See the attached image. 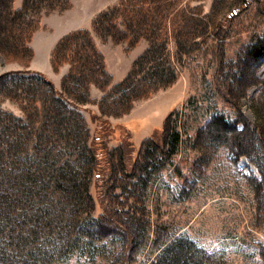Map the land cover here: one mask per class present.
Returning a JSON list of instances; mask_svg holds the SVG:
<instances>
[{
    "label": "rangeland",
    "instance_id": "374dc122",
    "mask_svg": "<svg viewBox=\"0 0 264 264\" xmlns=\"http://www.w3.org/2000/svg\"><path fill=\"white\" fill-rule=\"evenodd\" d=\"M118 1L73 0L72 5L70 0L71 6L63 11L45 12L42 7L38 15L40 27L34 32L47 28L42 18L50 13L62 14L51 19L54 31L77 25L92 30L94 44L104 51L106 68L113 74V81L118 82L148 45L142 37L126 49L127 42H114L92 29L98 13ZM192 1L200 4L203 13L209 12L215 22L241 2ZM21 3L13 0V7ZM260 10H264V0L251 1L231 16L224 31L218 29L219 33L207 37L179 59L175 44L169 39L168 49L177 70L175 80L148 97L133 100L127 112L108 113L105 119L110 127L102 136L97 128L98 118L104 117L99 115L101 104L105 106L101 100L103 92L97 85H89L86 101L79 104L89 131L87 141L99 142L102 137L108 149L129 141L133 148L130 163L150 137L160 141L165 121L170 129L179 132L180 140L171 161L148 178L147 184L121 170L115 162L103 185L94 173L86 172V246L70 249L68 243L62 244L56 251L58 256L51 257L48 264H150L160 243L169 235H185L212 252L214 258L209 264H264V182L259 183L264 179V163L262 169L251 158L260 161L262 140L245 129L246 138L250 136V142L243 145L247 149L236 147L229 142L230 136L211 123L218 115L229 127L234 124L245 128L251 122L264 136V51L243 52L253 32L264 33V14ZM34 32L28 41L33 50L29 59L26 54L16 59L0 53V108L16 115H23L21 106L28 98L23 88L35 80L37 74L33 71L41 72L60 89L68 70L67 63L54 69L50 57L51 75L32 66L34 49L30 42ZM222 33L225 36L219 47ZM220 58L219 75L231 85L227 95L222 94L215 81ZM19 70L30 72L24 73L22 82L17 79L16 86L5 73ZM76 84L72 81L78 88ZM126 223L134 229L127 240Z\"/></svg>",
    "mask_w": 264,
    "mask_h": 264
},
{
    "label": "trees",
    "instance_id": "16d2710c",
    "mask_svg": "<svg viewBox=\"0 0 264 264\" xmlns=\"http://www.w3.org/2000/svg\"><path fill=\"white\" fill-rule=\"evenodd\" d=\"M251 1L241 0L237 8L217 22L192 0H119L100 11L92 22L94 31L114 42H127L126 49L142 37L148 40L147 47L118 82L113 81V74L106 68L105 56L96 48L92 30L76 28L58 38L50 60L54 69L68 64L61 88H55L41 72L33 71L37 74L35 80L23 88L28 93L21 106L23 115L0 108V264H48L51 257L58 256L56 251L62 244L68 243L70 249L86 246V172L94 173L103 185L115 162L121 170L147 184L148 178L171 161L180 138L179 132L170 129L166 121L160 141L150 137L130 163L133 148L129 141H122L113 149H108L102 137L99 142L87 141L89 131L79 104L86 101L89 85L95 84L103 92L101 100L105 106L100 103L99 115L104 117L98 118L97 128L102 136L110 127L105 119L108 113L127 112L133 100L148 97L175 80L177 70L168 49L169 39L173 40L179 59L207 37L219 33L218 29L224 31L231 16ZM21 2L14 8L13 0H0V53L6 58L32 56L28 41L40 27L38 15L42 7L49 12L71 6L70 0ZM29 9L32 11L27 14ZM260 11L264 14V10ZM224 36L220 34L219 47ZM249 49L254 53L264 51V33L251 34L243 52ZM221 61L220 58L215 81L222 94L227 95L231 85L219 75ZM28 72L5 74L16 85V80L22 82ZM72 81L79 87L75 88ZM211 123L230 136L233 146L247 149L243 145L247 140L250 142V136L246 138L245 129L262 140L260 161L251 157L262 168L264 136L261 131L258 134V126L247 122L245 128H236L234 124L229 127L220 115L213 117ZM126 225L127 240L134 229L129 223ZM213 256L185 235H169L160 243L150 264H209Z\"/></svg>",
    "mask_w": 264,
    "mask_h": 264
},
{
    "label": "crops",
    "instance_id": "0c3cea01",
    "mask_svg": "<svg viewBox=\"0 0 264 264\" xmlns=\"http://www.w3.org/2000/svg\"><path fill=\"white\" fill-rule=\"evenodd\" d=\"M71 1L73 5V0ZM61 15L50 13L48 16L46 15L43 16L42 24L45 25L47 28L46 29L41 28L37 30L36 32H34L31 42H30L34 49V56L32 58V66L37 69H41L48 75L52 74V70H51L50 63H49V57H50L52 46L56 43L58 38L64 34L63 32L66 33V31L68 32L70 30L81 27L77 25V26L69 27L67 29H62L59 32L54 31V25L51 22V19L53 17L61 16ZM83 26H86V23H84ZM104 56H105V53H104ZM105 60H106V57H105Z\"/></svg>",
    "mask_w": 264,
    "mask_h": 264
}]
</instances>
